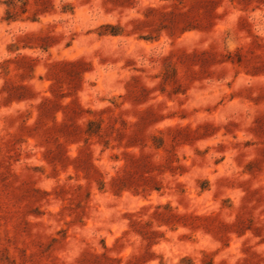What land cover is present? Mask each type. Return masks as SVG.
<instances>
[{
	"label": "rangeland",
	"instance_id": "obj_1",
	"mask_svg": "<svg viewBox=\"0 0 264 264\" xmlns=\"http://www.w3.org/2000/svg\"><path fill=\"white\" fill-rule=\"evenodd\" d=\"M0 264H264V0H0Z\"/></svg>",
	"mask_w": 264,
	"mask_h": 264
}]
</instances>
